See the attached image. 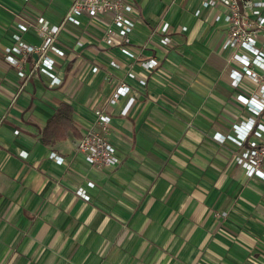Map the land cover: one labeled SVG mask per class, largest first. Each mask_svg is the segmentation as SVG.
<instances>
[{
  "label": "crops",
  "instance_id": "0c3cea01",
  "mask_svg": "<svg viewBox=\"0 0 264 264\" xmlns=\"http://www.w3.org/2000/svg\"><path fill=\"white\" fill-rule=\"evenodd\" d=\"M72 1L0 0V264H264V180L235 162L240 147L214 139L251 114L236 99L243 91L231 86L222 40L213 48L207 39L217 26L212 11L195 17L201 0H136L135 59L122 53L119 36L103 41L105 19L83 17L61 27L64 56L50 53L59 85L34 68L36 54L19 78L4 49L21 18L61 25ZM162 21L173 27L167 46ZM20 35L40 43L33 31ZM151 58L156 68L141 66ZM121 81L135 98L126 116L127 98L108 103ZM60 103L72 107L80 136L69 131L48 144L42 131ZM97 109L111 116L113 168L88 165L76 148L85 130L98 129Z\"/></svg>",
  "mask_w": 264,
  "mask_h": 264
},
{
  "label": "built area",
  "instance_id": "2783aa9c",
  "mask_svg": "<svg viewBox=\"0 0 264 264\" xmlns=\"http://www.w3.org/2000/svg\"><path fill=\"white\" fill-rule=\"evenodd\" d=\"M28 2L29 0H23ZM136 0H73L68 8L61 25H51L45 20L37 23L21 18L17 25L20 32L13 36V45L4 49L5 60L17 68L19 78L26 79L24 64L32 54L37 55L34 68L50 78V86L60 84V79L54 74L56 57L64 56L65 52L57 46V38L61 27L66 24L79 25L83 17L91 21H107L103 34V41L107 45L114 43L115 35L121 38V51L130 59H135V54L130 48L129 35L136 24ZM203 10H211L213 22L226 28V36L221 43L222 51L229 54L228 66L231 86L242 88V93L236 99L251 114L246 119L232 126V133L228 135L215 134L214 139L220 143L225 140L233 142L241 148L235 154L234 160L240 165L248 177H258L264 180V172L260 169L264 161V143L260 139L264 136V123L259 119L264 115V0H201L194 16L200 17ZM172 25L162 21L158 27L161 35V44L170 45L172 42ZM186 26H181L180 31H186ZM33 31L39 37V44H30L22 40L23 33ZM80 46L81 43H78ZM110 65L117 67L115 61ZM141 66L153 70L158 66V61L151 58L141 63ZM97 72V67L92 68ZM129 79H137L140 85H145V79L138 78L136 73L129 71ZM249 82L250 85L244 83ZM131 88L123 81L119 82L111 97L110 104H116L120 98H127L120 114L126 116L134 102L133 96H128ZM95 124L98 129L89 128L84 131L78 140L76 148L90 166L98 169L113 168L119 163L115 148L106 138L107 126L111 116L104 110L97 109ZM261 120V119H260ZM18 131H15L17 133ZM21 157H26L25 152H20ZM49 158L58 165L64 163L63 157L54 152ZM86 186L95 187L93 181H88ZM76 195L88 201L90 196L85 190L79 188ZM221 216H226L222 212Z\"/></svg>",
  "mask_w": 264,
  "mask_h": 264
},
{
  "label": "trees",
  "instance_id": "16d2710c",
  "mask_svg": "<svg viewBox=\"0 0 264 264\" xmlns=\"http://www.w3.org/2000/svg\"><path fill=\"white\" fill-rule=\"evenodd\" d=\"M72 107L66 103H60L56 112L48 119L42 131V138L45 143H54L64 139L67 132L72 131L76 137L79 132L73 120Z\"/></svg>",
  "mask_w": 264,
  "mask_h": 264
},
{
  "label": "rangeland",
  "instance_id": "374dc122",
  "mask_svg": "<svg viewBox=\"0 0 264 264\" xmlns=\"http://www.w3.org/2000/svg\"><path fill=\"white\" fill-rule=\"evenodd\" d=\"M164 1H167V0H164ZM211 28L212 29H210L209 33L207 34V39L209 40L210 45L213 48H216V46L218 45L219 41H221V40H222V42L224 41L225 36H226V28L224 26H219V25L211 26ZM244 83L250 85L249 82L245 81Z\"/></svg>",
  "mask_w": 264,
  "mask_h": 264
},
{
  "label": "water",
  "instance_id": "95a60500",
  "mask_svg": "<svg viewBox=\"0 0 264 264\" xmlns=\"http://www.w3.org/2000/svg\"><path fill=\"white\" fill-rule=\"evenodd\" d=\"M33 57L36 58V55H33ZM28 70H29V64L27 63L26 64V71L28 72Z\"/></svg>",
  "mask_w": 264,
  "mask_h": 264
}]
</instances>
